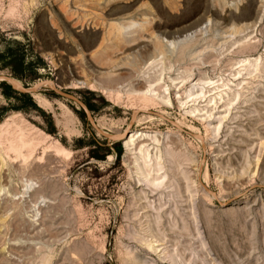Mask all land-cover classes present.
Returning <instances> with one entry per match:
<instances>
[{
    "label": "rangeland",
    "instance_id": "1",
    "mask_svg": "<svg viewBox=\"0 0 264 264\" xmlns=\"http://www.w3.org/2000/svg\"><path fill=\"white\" fill-rule=\"evenodd\" d=\"M184 30L140 98L173 61L136 53ZM0 74L40 84L0 80V264H264V0H0Z\"/></svg>",
    "mask_w": 264,
    "mask_h": 264
},
{
    "label": "bare ground",
    "instance_id": "2",
    "mask_svg": "<svg viewBox=\"0 0 264 264\" xmlns=\"http://www.w3.org/2000/svg\"><path fill=\"white\" fill-rule=\"evenodd\" d=\"M118 29H121V34L122 35H127L129 33L139 32L141 30V25L138 22L127 21V22H122L120 28H118ZM200 32L201 31H199V33ZM163 35H164V33H163ZM191 35H193V34H191ZM202 35H199V36H202ZM155 36H156V38H154V41L152 39V41H153L152 45H148L146 43L147 45L144 46L143 50L142 51H138L136 53V56L139 59L138 61H140V63L143 64V65H146V64L147 65H152L156 58H159L161 60L164 57L165 58L169 57V59H171V61H173V63L170 64L169 66H167V65L163 64V62L161 60L160 62H158L157 64H155L152 67V69H153L152 73L146 72V74L143 75L141 78L140 77H139V79L137 78L138 89H141L144 85H146V90L145 91L138 92L139 95H140V98H143L146 101H156V99H158L160 97L159 93L158 92L156 93L155 90L161 89L163 87V85L159 81L162 79L163 75L168 74V73H170L172 71L171 68H172V66L175 65V63H182L184 61L190 60V59H192L193 56L199 55L200 52L204 49V48H202L203 46L201 47V45L203 44V43H201V40H203V38L202 37L201 38L200 37L199 38L198 37L194 38L195 37L194 35H193L194 37L191 38V36L188 34L187 30H184L183 33H177V34H173V35L169 36L171 38H167L168 36H166V37H161V36H158V35H155ZM132 41H134V39H132ZM149 41H151V40H149ZM133 55H134V53H133ZM196 56H195V58H196ZM111 71H108L106 73H113V71L112 72ZM178 78L179 77H177V79ZM0 80H7L15 88H18V89L20 88V84H19L18 80L14 79V78H11V77H8L5 74H0ZM180 82H182V80L178 81V82L174 81L175 85L180 83ZM43 85L44 86H50V87L53 86L52 83L47 82V81L43 82ZM210 91H212V90H210ZM210 91H208V92H210ZM164 92H165V90H164ZM164 92H163V96H162L164 98L163 102H165V104H167V105H170L171 103L168 100H166V97L168 98V95H167V93L165 94ZM192 94H193V92L188 95V98H190V96ZM204 96L205 95L202 94L201 97H204ZM136 97H139V96L136 95ZM194 97L195 96L193 95V98H191V100L190 99L189 100L190 101H197L196 97L195 98ZM143 102H145V101H143ZM154 104H156V103H154ZM134 111H135L136 115H137V111L151 112L150 109L146 108V107H140V108L135 109ZM146 116L147 117H152L150 115H146ZM3 123H4V121H3ZM19 130H20L19 134H21L22 131H21V129H19ZM129 133H130V135L128 137H125V141L123 142L125 144L126 150L128 149V151L131 149L130 146L134 144L136 139H140L139 141H142V140H145L147 138V133L143 132V131H137L136 130V131H130ZM122 135H123L122 133L117 134V136H119V137H121ZM196 138L198 140H200L201 142L204 141V137H201L199 135H197ZM17 140H18V145L16 146L15 150L17 151L18 154H22V151H23V149L26 146V142L22 138H17ZM154 140L156 141V139H154ZM27 151L31 152V149H27ZM31 153H29V154H31ZM142 154H143V158L141 157L143 159L142 163H143L144 167H146V170L147 169L150 170L152 166L148 167L150 165V164L148 165V163L150 161V158H149V153H148L147 149L145 150V153L142 152ZM22 157H23V154H22ZM150 162H152V160ZM155 162H157V161H155ZM157 165H159V162H157ZM154 170L159 171L160 168L158 167V168H155ZM156 180H157V178H156Z\"/></svg>",
    "mask_w": 264,
    "mask_h": 264
},
{
    "label": "water",
    "instance_id": "3",
    "mask_svg": "<svg viewBox=\"0 0 264 264\" xmlns=\"http://www.w3.org/2000/svg\"><path fill=\"white\" fill-rule=\"evenodd\" d=\"M19 84H20V90H21L22 92H24V93H32V92L35 91V90L39 87V85H40V84H36V85H34L33 87H29V88H28V87L23 86V85L21 84L20 81H19ZM55 91H56V93H58L59 95H61V96H63V97H66V98H68V99H72V100L78 102V103L84 108V110L86 111V113H87V115H88V117H89V119H90V121H91L90 111L88 110L87 106H86L82 101H80L77 97H75V96H73V95H70V94H67V93L61 92V91L56 90V89H55ZM97 131H98L100 134H102V135H104V136H106V137H112L111 135H109V134H107V133H104L103 131H101V130H99V129H97Z\"/></svg>",
    "mask_w": 264,
    "mask_h": 264
},
{
    "label": "trees",
    "instance_id": "4",
    "mask_svg": "<svg viewBox=\"0 0 264 264\" xmlns=\"http://www.w3.org/2000/svg\"><path fill=\"white\" fill-rule=\"evenodd\" d=\"M23 60H24V59H23V57L21 56V57L19 58L17 64H16L17 66L14 67V69H13V71H14V76H15V77L22 78V73H21V72H22V69H24V68H23ZM5 88H6L8 91L11 90V86H10V85L5 84ZM20 95H21L23 98H25V99L27 100V102H28L31 106L36 107L35 103H34V102L32 101V99H31L29 93L20 92Z\"/></svg>",
    "mask_w": 264,
    "mask_h": 264
}]
</instances>
